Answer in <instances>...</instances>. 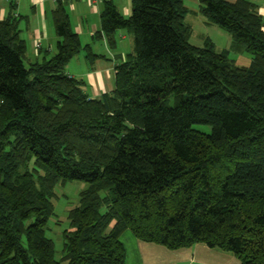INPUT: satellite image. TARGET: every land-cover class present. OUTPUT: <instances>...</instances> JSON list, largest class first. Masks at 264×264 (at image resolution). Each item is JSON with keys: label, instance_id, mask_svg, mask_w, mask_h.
Wrapping results in <instances>:
<instances>
[{"label": "trees", "instance_id": "1", "mask_svg": "<svg viewBox=\"0 0 264 264\" xmlns=\"http://www.w3.org/2000/svg\"><path fill=\"white\" fill-rule=\"evenodd\" d=\"M55 2L58 41L41 62L25 65L16 19H0V264H125L126 231L170 250L203 243L239 264H264V20L256 5L198 0L232 50L251 57L241 66L209 39L190 43L183 0H130L128 17L102 0L93 38L113 47L124 29L133 51L115 65V88L92 98L65 71L82 44L65 3ZM72 180L88 187L67 212L57 259L45 231L55 186Z\"/></svg>", "mask_w": 264, "mask_h": 264}, {"label": "crops", "instance_id": "2", "mask_svg": "<svg viewBox=\"0 0 264 264\" xmlns=\"http://www.w3.org/2000/svg\"><path fill=\"white\" fill-rule=\"evenodd\" d=\"M111 1L122 15L125 17L130 15L131 9L127 0ZM249 1L256 5L258 14L264 20V0ZM55 6L54 0H0V19L13 17L17 21L19 36L24 40L26 46L24 57L26 66L49 59L55 53L58 41L52 21V11ZM64 6L69 14L72 29L79 35L82 44V49L66 64L65 71L68 75L83 81V88L90 97L99 98L102 94L115 88V65L133 51V37L126 30L118 29L114 34L115 45L113 47L109 45L105 37L93 38L94 33L100 30L101 2L73 0L70 3H65ZM189 12L192 11L189 10L187 13ZM195 12L199 13V8ZM195 12L192 13L195 14ZM200 16L203 15L200 14ZM197 23L200 24L198 26L200 32L195 35L197 42H191L190 39L194 31L188 24L191 27L189 39L191 44L201 47L205 40L209 39L213 42L216 50H229V57L236 64L250 65L251 57L248 53L232 50V41L227 32L208 22L204 16L198 19ZM87 44L90 45L91 53L96 55L95 57L88 56V52L83 48ZM124 234L125 232L121 237ZM121 237L126 251L125 264H146V262L154 264L157 261H164L166 258L172 263L178 260L180 264H190L195 262L194 255L198 251H207L205 245L201 243L170 250L158 244L140 241L130 232ZM222 254L220 255L222 256ZM162 256L163 258L160 259ZM228 258L230 259L231 255ZM230 264L239 263L234 260Z\"/></svg>", "mask_w": 264, "mask_h": 264}, {"label": "rangeland", "instance_id": "3", "mask_svg": "<svg viewBox=\"0 0 264 264\" xmlns=\"http://www.w3.org/2000/svg\"><path fill=\"white\" fill-rule=\"evenodd\" d=\"M127 2L129 5L130 0H127ZM183 3L190 11H198V0H183ZM192 12L187 13L185 15L184 20L187 24L192 27V30L194 31V34L190 39L191 42H197L195 35L197 32H200V28L198 27L200 24L197 22L198 19H201L203 16H200V14L197 12H195V14ZM194 128L202 132H209L211 129L209 125L201 124L194 125ZM87 187L88 184L84 181L72 180L64 184L59 183L54 188L55 194L52 198V202L54 205V214L48 219L45 232L46 236L51 238L55 244V255L57 259H59L62 253V246L64 240L63 231L69 227L67 212L70 208L78 205L79 193ZM126 234H129V231H126L124 235ZM124 235L122 237H124ZM201 244L204 245L203 243ZM204 247H206L207 251H202L204 253L198 251L194 255L195 262H192L190 264H230V262L234 260L239 263V260L230 252L221 250L219 248H209L207 246ZM221 253H223L222 256L220 255ZM230 255L231 258L229 259L228 257H230ZM163 256L160 257V259H162ZM166 259L164 261H157L154 264H180V261L178 260L175 263H172ZM200 259L201 261H199ZM146 264H148V262H146Z\"/></svg>", "mask_w": 264, "mask_h": 264}, {"label": "built area", "instance_id": "4", "mask_svg": "<svg viewBox=\"0 0 264 264\" xmlns=\"http://www.w3.org/2000/svg\"><path fill=\"white\" fill-rule=\"evenodd\" d=\"M7 1H12V0H7ZM54 1H56V0H54ZM62 2H64V3H70V2H72L73 0H61ZM92 3H99V2H101L102 0H90Z\"/></svg>", "mask_w": 264, "mask_h": 264}]
</instances>
